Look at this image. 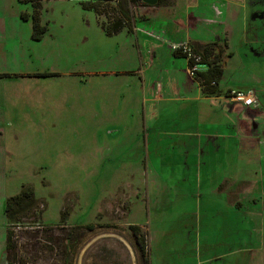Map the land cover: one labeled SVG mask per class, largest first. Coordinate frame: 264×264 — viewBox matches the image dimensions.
<instances>
[{"label": "rangeland", "instance_id": "obj_1", "mask_svg": "<svg viewBox=\"0 0 264 264\" xmlns=\"http://www.w3.org/2000/svg\"><path fill=\"white\" fill-rule=\"evenodd\" d=\"M217 3L135 5L125 28L108 36L102 27L120 18L116 2L98 15L74 0H42L46 32L36 41L32 5L0 0V264H8V228L12 264H142L132 226L145 237L150 264H264V113L254 120L258 128L249 126L257 160L247 162L241 151L234 162L239 136L224 127L252 123V114L183 101L181 89L195 87L183 58L171 54L191 44L166 32L184 24L185 12H218ZM263 9L264 0H251L245 12L260 19ZM197 27L205 39L218 31ZM236 39L223 81L244 83L264 67L240 59ZM258 103L263 109L264 98ZM213 125L220 131L207 143ZM206 146L211 153L200 156ZM215 159L224 166L219 174L202 177ZM232 168V183L215 192ZM26 189L37 201L8 223L7 199ZM256 216L262 231L250 242Z\"/></svg>", "mask_w": 264, "mask_h": 264}, {"label": "crops", "instance_id": "obj_2", "mask_svg": "<svg viewBox=\"0 0 264 264\" xmlns=\"http://www.w3.org/2000/svg\"><path fill=\"white\" fill-rule=\"evenodd\" d=\"M215 1V0H214ZM218 3L217 7H222L219 8L218 12H212V14L209 15L210 12H185L184 15H181L180 17L182 18L181 20L184 19V24L183 25H174L173 29H166L167 35L172 38H176L177 40H184L188 41L190 44L197 43V44H206V43H225L226 44V49L224 51L223 58V63H222V69H223V76L221 81L217 85V93L218 95H213L211 97H207L202 95L201 88L197 82L193 78L190 77L189 83L194 86V89H191V86L188 87V89L182 90V94H184V97L182 98L183 101L185 102H200V101H210L212 104H209V107L214 106L219 107L220 111H226L228 109L229 112H241L244 111L247 113L245 110H248V113L252 114L251 120L252 123H245V122H240V121H235L233 123H229L228 126L224 127L225 129L229 130L231 135H238V139H236V152L233 158V161L239 160L240 156H242L241 151L244 154V158L248 162L253 155L256 160L258 158L257 154V142L253 140V142L250 140L252 134L251 131V124L255 125L256 128H258L259 125L254 123V120L258 118L257 115H261L262 112L264 113V108L263 109H258L259 105L256 108L252 109H245V108H240L238 106H233L229 100H227L223 95L230 90L231 88L225 87L227 86L226 84L233 85L235 84L238 86L236 90H243V91H248V90H253L254 87H256L255 84H258L261 86V89H259V92H255L256 96L258 98H264V72L258 73V74H250L249 77H247V81L244 83H239V82H226L223 81L225 79L224 74L226 70V66L228 63H230L231 60L234 59L235 55L237 54L236 50H233L231 47V40L235 39V36L237 34V39H236V46L241 48V51L238 52L239 58L242 57L244 61L247 60L248 63H251L252 65L258 64L259 66L264 67V12L260 16V19L257 17L252 16V19H250V14L252 12H245L247 3L251 0H216ZM258 4L262 6V3ZM264 11V9H263ZM253 14V13H252ZM261 13L257 12L256 15H259ZM190 20V21H189ZM259 20V21H258ZM180 21V20H179ZM178 22V21H177ZM206 23L211 26H215L217 31V34L215 33L213 38L211 39H205L204 37H198L197 36V31L192 29V26L196 29L198 23ZM193 30V31H192ZM184 38V39H183ZM237 41L239 42L237 44ZM152 57L155 58L158 48L152 43ZM154 45V46H153ZM235 46V44H234ZM171 54V53H170ZM173 56V54H171ZM174 57V56H173ZM175 58V57H174ZM241 59V58H240ZM241 61V60H240ZM187 59L183 58V67L188 68L187 64ZM185 69V70H186ZM225 82L224 85H221V82ZM222 82V83H223ZM257 88V87H256ZM153 89V88H152ZM190 90V91H189ZM156 89L152 90L151 93L155 94ZM174 99V98H172ZM232 104L229 107V104ZM229 107V108H228ZM212 108V107H211ZM240 114V113H239ZM246 117H249V115H246L243 113ZM242 115V116H243ZM264 116V114H263ZM242 118V117H240ZM248 119V118H247ZM248 121V120H247ZM249 124V125H248ZM224 125V124H223ZM248 125V127H247ZM208 126V125H206ZM222 127L221 125H219ZM250 126V127H249ZM264 127V126H263ZM250 128V129H248ZM220 128L218 125H213L212 132L213 134L208 136V139L206 140L207 143H210V141L214 140L216 136L218 135L217 132H219ZM264 129V128H263ZM217 130V132L215 131ZM219 130V131H218ZM237 132V133H236ZM220 135H223L220 133ZM244 137L245 141H241V137ZM261 137H259L260 139ZM217 139V138H216ZM215 139V140H216ZM253 139V138H252ZM214 140V142H215ZM249 142V143H248ZM246 143V144H245ZM242 146H244V150H242ZM263 146L259 145L258 150L261 149L263 150ZM200 147V145H199ZM256 148V149H255ZM205 150H207L208 154L211 153L209 149H207V146L202 148L200 152V156H204ZM246 155V156H245ZM256 155V156H255ZM218 157H216L217 159ZM200 160L201 158L198 157ZM216 159L212 161L211 163L208 164V166L204 169L203 173L201 174L202 177H210L212 178L213 176H216L219 174V169H222L224 166L223 164L219 166H215L214 162H216ZM239 162V161H238ZM242 164V163H241ZM235 164H233L234 166ZM244 165V164H243ZM232 166V165H231ZM232 166V167H233ZM235 167V166H234ZM200 171H201V165H200ZM234 168H232L231 173H229V170H223L221 173V181L218 185L215 186V192H220V189L225 183H232L233 180V173H234ZM227 185V184H226ZM198 188L202 186L201 182L196 185ZM210 190L211 188H207ZM163 190L173 193L176 191L174 188H164ZM162 190V191H163ZM213 189H211L212 192ZM223 191L226 192V189H222ZM156 197V196H154ZM228 202V201H227ZM233 206V205H231ZM150 208V206H149ZM234 208V206H233ZM260 216V213H259ZM254 217V216H253ZM263 218V215H262ZM252 224V225H251ZM249 225L252 227V233H250V239L249 241L251 242L252 239L256 238L257 236H260V233L262 229H260V232L258 231V228H256L255 225H258L257 223V216H256V221L254 223H251L249 220ZM263 225V223H262ZM259 226V225H258ZM260 227V226H259ZM262 227V226H261ZM253 229H257L258 233L255 234ZM247 251V249H246Z\"/></svg>", "mask_w": 264, "mask_h": 264}, {"label": "trees", "instance_id": "obj_3", "mask_svg": "<svg viewBox=\"0 0 264 264\" xmlns=\"http://www.w3.org/2000/svg\"><path fill=\"white\" fill-rule=\"evenodd\" d=\"M24 3H29L34 8V12L32 14V38L36 41L42 39L43 35L46 32V27L43 26L40 22L38 8L40 7V2L42 0H19ZM77 1L83 9L93 10L98 15L103 14L104 11L113 2L117 3V7L119 9L118 14L120 15L119 19H113L112 21L108 22L107 25L102 27L103 31L108 35L112 36L118 34L125 28V21L126 19H130L131 11L130 8L134 7L135 5H144L142 0H74ZM28 15L23 14L22 18L27 20ZM225 46V48H223ZM191 50L194 55L198 56L201 60L202 64H206L208 66V70L204 73H198L193 79L197 82L201 88L202 95L211 97L213 95H218L217 93V85L221 81L223 76V69L222 63L224 51L226 49L225 43H206V44H197L193 43L190 45ZM173 56L175 58H184L186 59L187 55L182 54L178 51H173ZM188 67H193L195 61L193 59L187 62ZM39 77H46V74H38ZM215 85H212V83ZM226 94V93H225ZM224 94V96H225ZM35 195L32 190L26 189L21 193L9 197L6 201V205L4 208V217L5 220L9 223H13L19 219V215L23 212L30 211L33 204L36 202ZM132 235L135 238L136 245L140 252V259L142 260V264H150V258L147 253L146 249V240L144 235L142 234L140 228L138 226L131 227ZM11 231L9 228L6 232V243H5V255L6 261L8 264H12L10 260H8V254L10 253L12 248L11 243ZM70 234L65 236L66 240H69Z\"/></svg>", "mask_w": 264, "mask_h": 264}, {"label": "built area", "instance_id": "obj_4", "mask_svg": "<svg viewBox=\"0 0 264 264\" xmlns=\"http://www.w3.org/2000/svg\"><path fill=\"white\" fill-rule=\"evenodd\" d=\"M174 51H178L182 54H186L187 61L193 59L195 61V64L193 67H188L189 69V75L191 78L196 76L198 73H204L208 70V66L206 64H202L201 60L198 56L194 55L191 47L188 46L187 43H181L177 46V48H174ZM212 85H215L213 82ZM227 100H229L233 104H240L244 106L245 109H252L256 108L258 103V97L256 96L255 92L252 90H248L246 92L240 91V90H234L230 89L226 92L224 96Z\"/></svg>", "mask_w": 264, "mask_h": 264}, {"label": "water", "instance_id": "obj_5", "mask_svg": "<svg viewBox=\"0 0 264 264\" xmlns=\"http://www.w3.org/2000/svg\"><path fill=\"white\" fill-rule=\"evenodd\" d=\"M159 0H142V3L148 6H155Z\"/></svg>", "mask_w": 264, "mask_h": 264}]
</instances>
